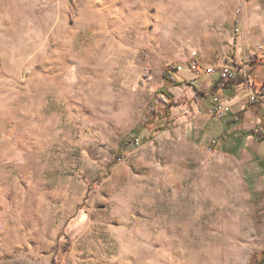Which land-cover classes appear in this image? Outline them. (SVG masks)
Returning <instances> with one entry per match:
<instances>
[{
    "label": "clouds",
    "instance_id": "clouds-1",
    "mask_svg": "<svg viewBox=\"0 0 264 264\" xmlns=\"http://www.w3.org/2000/svg\"><path fill=\"white\" fill-rule=\"evenodd\" d=\"M0 264H264V0H0Z\"/></svg>",
    "mask_w": 264,
    "mask_h": 264
}]
</instances>
